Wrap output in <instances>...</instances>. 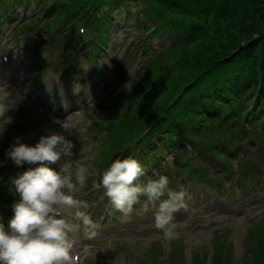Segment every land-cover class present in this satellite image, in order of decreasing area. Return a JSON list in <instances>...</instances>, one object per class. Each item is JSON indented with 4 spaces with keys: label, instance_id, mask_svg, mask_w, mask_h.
Masks as SVG:
<instances>
[{
    "label": "trees",
    "instance_id": "1",
    "mask_svg": "<svg viewBox=\"0 0 264 264\" xmlns=\"http://www.w3.org/2000/svg\"><path fill=\"white\" fill-rule=\"evenodd\" d=\"M131 1L144 3V12L159 23L157 35H171V29L178 36L176 40L169 39L172 47L147 59L137 71L141 75L148 69L145 85L150 83V86L140 88L137 84L143 79L136 77L134 79L139 82H134L132 86L137 87L135 93L130 92L129 98L125 96L127 99H121L122 96L113 98L110 109L113 111L107 115V122L111 125L109 119L114 118L123 105H129L128 113L121 120L122 125L127 126L118 124L121 131H115L114 126L107 130L109 134L105 137L98 157L119 156L116 151L139 139L134 143L138 148L133 150L142 162H145L146 155L156 149L165 153L183 150L181 153H184V144L189 145L190 156L201 161L200 154L203 155L205 150L215 155V144H204V136H222L225 132L230 141L231 133L234 134L231 131H236L237 136L244 135L246 138L247 134L256 138L255 128L242 120L253 96L256 97V104L250 111L252 118L264 117V0ZM28 2L37 5L39 12L49 18L47 25L51 28L50 36L64 30L65 25L71 27L74 16L86 13L92 16L94 12L92 18L86 17L83 20L91 28L97 25L96 33L89 35V41L76 46L71 44L73 39L70 38L65 41L64 49L83 51L91 55L96 63L98 57L104 54L111 37L114 10L129 0ZM19 3L20 0H0V22L9 21ZM75 34L76 31L73 36ZM166 52H176V73L174 67L161 65L159 61ZM135 94L140 98L138 105L134 102ZM138 118L139 122L134 125ZM215 143H223L222 148L228 144L224 141ZM247 145L251 148L254 141ZM125 155H128V151ZM179 158L181 165L187 164L186 154ZM10 187L9 181L0 183V193L12 196ZM5 203L0 197V217L5 214L4 208L1 209ZM263 244L259 243L256 252L259 250L264 254ZM220 254L222 256V252ZM196 256L194 262L200 264ZM221 256L215 255L213 263L223 264ZM230 259H226L227 264H231ZM256 264H264V258Z\"/></svg>",
    "mask_w": 264,
    "mask_h": 264
},
{
    "label": "rangeland",
    "instance_id": "2",
    "mask_svg": "<svg viewBox=\"0 0 264 264\" xmlns=\"http://www.w3.org/2000/svg\"><path fill=\"white\" fill-rule=\"evenodd\" d=\"M136 6V4H132L131 8L134 7L136 9ZM37 8V5H34V8L30 10V13L37 11ZM135 9L132 10V14L128 13L133 18L129 20L124 17V14L126 13L124 9L117 12L115 15L118 19L116 24L119 25L128 22L127 25H132V23H134L133 20ZM39 13L41 14V12ZM47 22L48 21L45 20L42 24L40 23L37 27L34 28L33 31L51 30V28L48 27ZM65 27H67V25H65ZM68 30L69 28L66 29V31ZM126 34L127 32L121 30L120 32L115 31L111 36V50L116 51L117 56L115 57V59L113 58L111 61H109L107 66L102 67L104 73L102 74V76L100 74L97 77L96 82L97 84L103 85L105 82H107L108 79L111 78L110 82L112 87L110 88V90L115 92L117 91L115 86L116 82L120 78L125 77L126 80L123 83L124 85L122 87V90L130 94V92L135 93L137 91L135 90L133 92L131 90L133 88L132 86L134 82H139L138 80L134 79L136 77L143 79L137 84V86L140 85V88L150 86V83L145 85V82L148 81V69H145V71L141 75H138L137 71L147 59L153 56L156 57L157 54L160 53L157 51H152L150 53L138 52L134 56H132L133 50L131 49L127 57V68L125 69L123 75H119V70L117 69V67L121 64V61L126 58L127 48L130 44V40L127 41L126 38H124ZM57 37L61 36L58 35L56 36V38ZM113 39L117 40V42L114 40L116 44L113 43ZM168 43L169 42L166 40V38H159L154 42V44H157L156 48H159L161 45L165 46ZM6 50L8 51H1V53L3 52L2 57L5 58V61H2L3 67L7 65V60L9 62H14L12 61V58L15 57L16 60L18 58L14 56V51H11L10 49ZM56 52L57 51H52V56L56 57ZM176 52H166L165 54H163L165 56L159 60L162 62L161 65H165L169 68L174 67L173 71L175 69V73L177 71L178 65V61L176 62L177 57L174 55ZM155 57L153 58V60L155 59ZM154 62H157V60H155ZM5 68L7 69L8 67ZM47 70L56 71L57 69L48 67ZM49 71H47L46 74H50ZM27 75L33 77L36 75V72L31 69L28 74L21 75V80L24 81H20L18 83L19 93L10 92V99H15L17 95L22 98L19 103H22L23 108L18 104V107L15 108L17 109V112L14 111L15 109H10L6 112L5 118H10L11 123H9L6 119H0V133L3 134L8 131L9 135L15 138L19 136L15 135L16 132L21 133L20 135L25 138L46 135L50 132L63 134L65 135L66 139L71 142L70 151L73 153L72 159L74 160L78 158V152L82 145H86L89 143L96 145L97 153L98 150L102 148V144H104L105 141L101 137L105 136V132L108 129H112V127L114 126L115 131H121L118 128L120 127L118 124H121V126L123 127L127 126V124L122 125L121 120L128 113L129 105L127 107L123 105V107L118 109L116 116L109 119L111 125H109L106 118L107 115L112 114L111 112L113 110L110 111V109H106L105 111L101 107H99L97 110L93 109V106L98 105L99 100H102L109 94V91L100 88V85L96 87L95 92L93 91V89L91 90L94 93L97 92L98 98L95 99V95H93L92 98L90 96V98H88L91 99L90 104L80 103L73 106L74 108L72 110L70 108H67L68 110L63 115L56 116L54 114H51L48 109L40 108L38 106L39 104L33 103L29 97L26 98L22 95V92L28 88V80H25V77H27ZM54 75L58 74L55 73ZM58 76L61 78L60 83L55 82L53 76L44 77L45 80H47L49 83L48 85L50 87V90L54 88L58 91H66V85L70 93L74 94L78 88L76 89L75 87V81H73V84L72 82H70V75L66 73H60ZM15 78L16 77H12L8 81L12 82ZM57 80L59 81V78ZM78 80L79 79H76V81ZM94 85L95 83L91 87H93ZM91 87L86 88V90L89 91ZM134 97V102H136V104L138 105L140 101L138 94H135ZM120 98L127 99L125 98V95ZM8 100L9 98L5 96L3 99H0V103H7ZM237 107L240 108L239 106ZM129 112L133 113L132 110H129ZM28 113L30 114V116H28ZM19 118L23 119L24 122L33 118L36 125L35 128L32 127L31 129L22 133L25 127L22 126ZM57 120L61 123L67 122L66 126L70 130V132H65L61 128L60 124L54 123V121ZM138 122L139 118L136 119L134 125H136ZM13 128H16L15 132ZM45 129H47L48 131L46 132ZM2 134H0V138ZM219 138V136L210 135L206 137V141L212 143ZM161 156L162 152L158 150L153 151L149 159L143 164L144 169L146 171L150 170L151 165H154L155 160H157ZM166 157L168 158V156ZM110 161L111 159H109L106 163L108 164ZM100 163L101 161L96 159L95 166H98ZM107 166L108 165L105 164L102 170ZM152 170L153 172H156L157 168L153 167ZM163 175H167L171 179V181L180 179L178 176L179 171L175 168H171ZM230 179V182L234 183V178L231 177ZM94 180H97V177L94 176L93 179H90V185H87L85 189H87L88 186H92ZM233 185L234 189L238 187L237 184ZM85 189H83L81 192L76 193L75 198L87 202L88 207L89 205H97V203L100 202L97 206H95L96 209L94 211L96 213L104 215L106 210L105 205L102 202L103 200H101L102 193H94L93 191L86 192L84 191ZM193 189V187L187 186L185 188V191L188 195H190L189 198H193L194 201V199H196L197 193L196 191L192 192ZM249 194H247L246 198L245 196H242L241 199H236L235 203H233L234 205H236V211L233 214L229 215H227L226 213H221L217 209L215 212H212L213 215L196 216V218H193V221H190L191 214L185 213L186 211L181 209L180 212L174 214L173 220L174 223L178 221L179 226H176V231L179 233V236L177 239L171 242H166L163 239H157L156 237L159 234L153 228H150L152 229V232L145 233L141 236H134L130 232L124 238H122L121 236L112 238V242H110L111 239H109V241L97 242L98 239L103 240V231L100 230L101 225L98 224V227L94 228L95 235L91 239L85 238L83 232H81V235L79 237L81 238V242L78 245V249L82 254L80 264H90L92 262L91 259L94 257V253L99 250L106 251L104 254V259L108 260H105L107 263L137 264L135 260L128 254L120 252L119 254L113 255L107 252V249L109 247L110 250H113V246L117 244L121 248H131L130 253L137 254L141 258V260L139 261L142 262L141 264H195V255H197L196 258L198 259L200 264H214L213 259L215 255L221 256L220 252H222V260L228 259V257L231 258V264H256V262L264 258V254H262L259 250H257L256 252V248H258L259 243L264 242V191L251 193L252 197H249ZM186 200H188L187 197ZM193 201L191 200L187 206H191L194 203ZM131 216L134 222L136 221V219H139L138 214L136 216L134 212ZM151 218L152 217H147L144 221H151ZM140 220H142V218H140ZM184 222L186 223L183 224ZM141 224H143V220ZM257 238L259 239L257 240ZM134 247L136 250L134 249ZM112 250L111 252H114ZM203 259H205V261L201 263V260ZM223 264L226 263L223 261Z\"/></svg>",
    "mask_w": 264,
    "mask_h": 264
},
{
    "label": "clouds",
    "instance_id": "3",
    "mask_svg": "<svg viewBox=\"0 0 264 264\" xmlns=\"http://www.w3.org/2000/svg\"><path fill=\"white\" fill-rule=\"evenodd\" d=\"M0 90V99L9 98L7 103H0V119L11 123L5 114L17 108L22 98L17 95L10 99L11 93ZM54 123L70 132L67 122ZM70 147L65 135L50 132L41 135L34 146L16 137L6 150V160L0 161V167L8 161L17 167L39 166L17 173L9 181V190L19 199L11 205L13 216L7 230L0 224V264H73L81 232L88 239L95 235L96 225L86 212L87 202L75 198L93 176L98 179L92 188L102 192L101 200L106 199L113 212L120 213L122 223L131 218L134 206L140 205L144 212L155 210L153 227L159 234L157 239L171 242L178 238L173 220L175 213L187 208L185 190L170 188L165 175L142 180L145 169L132 156L117 158L100 171L95 167L96 145H82L74 160ZM173 159L168 157L169 162ZM50 164H58L59 170Z\"/></svg>",
    "mask_w": 264,
    "mask_h": 264
}]
</instances>
